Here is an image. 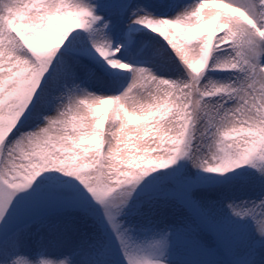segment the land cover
Segmentation results:
<instances>
[{"label": "snow or ice", "instance_id": "snow-or-ice-1", "mask_svg": "<svg viewBox=\"0 0 264 264\" xmlns=\"http://www.w3.org/2000/svg\"><path fill=\"white\" fill-rule=\"evenodd\" d=\"M0 264H264V0H0Z\"/></svg>", "mask_w": 264, "mask_h": 264}]
</instances>
